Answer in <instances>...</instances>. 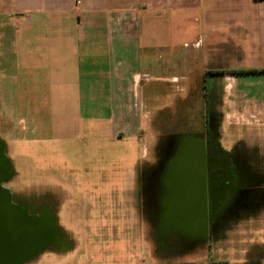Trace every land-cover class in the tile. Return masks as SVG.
I'll use <instances>...</instances> for the list:
<instances>
[{"label": "crops", "instance_id": "0c3cea01", "mask_svg": "<svg viewBox=\"0 0 264 264\" xmlns=\"http://www.w3.org/2000/svg\"><path fill=\"white\" fill-rule=\"evenodd\" d=\"M176 108L201 110L200 133L227 152L251 150V198L263 205L264 0H0V118L17 141H127L130 152L136 141L148 156ZM15 174L0 148L9 203L50 237L51 210L3 187Z\"/></svg>", "mask_w": 264, "mask_h": 264}, {"label": "rangeland", "instance_id": "374dc122", "mask_svg": "<svg viewBox=\"0 0 264 264\" xmlns=\"http://www.w3.org/2000/svg\"><path fill=\"white\" fill-rule=\"evenodd\" d=\"M186 110L164 112H174L177 122L161 126L162 139L148 156H141L136 141L130 142L132 152L127 141L68 148L19 142L10 122L0 118V148L16 171L2 180L3 187L14 200L29 197L35 209L52 214L48 241L17 264H254L264 256V204L253 202L247 171L251 150L232 152L233 164L245 170L238 174L244 193L239 189L238 207L220 227L207 230L200 196L193 205L189 186L200 179L190 170L201 164L180 145L187 134L200 138L203 123L201 110L192 117ZM191 118L196 124H185ZM171 164L179 198L168 202L164 178Z\"/></svg>", "mask_w": 264, "mask_h": 264}, {"label": "flooded vegetation", "instance_id": "af4514ba", "mask_svg": "<svg viewBox=\"0 0 264 264\" xmlns=\"http://www.w3.org/2000/svg\"><path fill=\"white\" fill-rule=\"evenodd\" d=\"M200 136V138L196 139L194 135L187 134L183 144L180 146L190 151L194 162L196 161L195 157H199L200 169L196 171L193 168L190 173L194 177L199 175L200 181L197 186L193 184L189 188L190 192L191 189L193 191V205L198 202L197 198L200 196L199 204L202 206L203 219L209 231L212 229V224L220 227L229 214L237 209L241 198L239 189L244 193V186L242 187L238 174H243L244 168L240 171L238 165L233 164V154L223 149L209 130L200 133ZM174 159L175 155L171 161L174 162ZM212 162L217 164L216 166L219 167L218 171H214V166L211 165ZM164 183L168 190V202L174 201L175 198L178 199L179 194L175 192L173 167L168 169Z\"/></svg>", "mask_w": 264, "mask_h": 264}, {"label": "water", "instance_id": "95a60500", "mask_svg": "<svg viewBox=\"0 0 264 264\" xmlns=\"http://www.w3.org/2000/svg\"><path fill=\"white\" fill-rule=\"evenodd\" d=\"M48 238V232L40 223L29 224L18 218L6 191L0 186V264L21 262L35 253ZM28 242L31 243L30 249Z\"/></svg>", "mask_w": 264, "mask_h": 264}, {"label": "trees", "instance_id": "16d2710c", "mask_svg": "<svg viewBox=\"0 0 264 264\" xmlns=\"http://www.w3.org/2000/svg\"><path fill=\"white\" fill-rule=\"evenodd\" d=\"M254 70H251V71H249V72H253ZM240 73H244V71H239Z\"/></svg>", "mask_w": 264, "mask_h": 264}]
</instances>
